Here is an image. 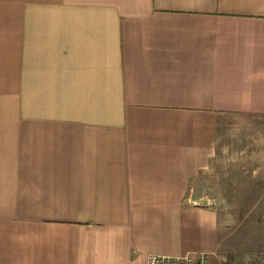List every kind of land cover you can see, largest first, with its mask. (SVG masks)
I'll return each instance as SVG.
<instances>
[{
    "label": "crops",
    "instance_id": "0c3cea01",
    "mask_svg": "<svg viewBox=\"0 0 264 264\" xmlns=\"http://www.w3.org/2000/svg\"><path fill=\"white\" fill-rule=\"evenodd\" d=\"M225 117H264V0H0V264H221Z\"/></svg>",
    "mask_w": 264,
    "mask_h": 264
},
{
    "label": "rangeland",
    "instance_id": "374dc122",
    "mask_svg": "<svg viewBox=\"0 0 264 264\" xmlns=\"http://www.w3.org/2000/svg\"><path fill=\"white\" fill-rule=\"evenodd\" d=\"M189 195L218 215L221 264H263L264 117L221 121L214 158Z\"/></svg>",
    "mask_w": 264,
    "mask_h": 264
},
{
    "label": "built area",
    "instance_id": "2783aa9c",
    "mask_svg": "<svg viewBox=\"0 0 264 264\" xmlns=\"http://www.w3.org/2000/svg\"><path fill=\"white\" fill-rule=\"evenodd\" d=\"M146 264H209V258L205 253L197 252L178 257L149 255Z\"/></svg>",
    "mask_w": 264,
    "mask_h": 264
}]
</instances>
